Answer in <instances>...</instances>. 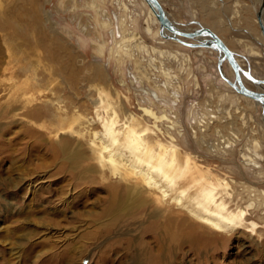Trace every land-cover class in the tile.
<instances>
[{"label":"rangeland","instance_id":"1","mask_svg":"<svg viewBox=\"0 0 264 264\" xmlns=\"http://www.w3.org/2000/svg\"><path fill=\"white\" fill-rule=\"evenodd\" d=\"M262 1L160 0L179 28H196L190 22L204 13L223 31L220 38L242 68L264 79L256 22ZM237 2L242 18L234 16ZM144 4L0 0V264H164L145 258L146 251L155 255L152 239L140 237L156 223L147 215L183 216L157 193L142 191L139 181L99 172L93 140L102 131L96 116H105L106 99L114 104L122 136L130 111L151 131L157 122L161 131L152 141L175 144L182 158H192L174 195L194 184L192 195L218 187L216 199L233 212L253 204L246 226L233 234L204 231L209 254L197 257L178 241L167 264H264V106L227 86L217 51L161 38ZM223 72L230 75L227 63ZM144 109L158 119L144 116ZM229 114L236 118L227 119ZM117 186L144 196L132 212L122 213L118 226L105 215ZM131 236L140 241H129Z\"/></svg>","mask_w":264,"mask_h":264},{"label":"bare ground","instance_id":"2","mask_svg":"<svg viewBox=\"0 0 264 264\" xmlns=\"http://www.w3.org/2000/svg\"><path fill=\"white\" fill-rule=\"evenodd\" d=\"M141 1L145 3L144 0ZM158 1L160 2V0ZM35 2L37 3V0H35ZM262 4L264 5V0L262 1L261 5ZM235 6H236V11L234 13V16L237 18H242V12L240 11V7L242 5L237 2ZM147 9H148L149 19L152 21L153 24H156L158 26V22L155 18V15L152 12V10L148 7V5H147ZM17 13L18 11H16L14 15H16ZM263 18H264V7L262 11V24L264 25ZM12 28L14 29V27ZM179 29H181L182 31H191L183 28H179ZM147 30L149 31V28ZM157 31H159V36L161 32L162 34L167 35L165 30L160 31V29H158ZM211 31L216 36H218L213 30ZM218 37L220 38V36ZM163 39L168 40L165 38ZM180 40H183L184 42L190 44H197L196 41L195 42L187 41L184 39H180ZM203 40L205 39L202 38L199 39L198 41L203 42ZM221 40L224 43V45H226V47L234 54V58L238 66L243 71H245L242 68L240 60L237 58V55L229 47V44L225 42L223 39ZM191 49H208V50L217 51L214 48H191ZM218 53L220 54V60L218 62L220 73L224 76L226 80L233 82L235 76L231 67L229 66L226 59L223 58L222 54L220 52ZM254 54L259 56L256 53H252L251 55ZM226 63L229 66L230 75L224 74L223 72V65ZM250 75L257 80L264 81V79L255 77L251 72ZM241 79L244 86L249 90L264 93V84L257 86L258 87L257 90H254L248 87L247 85L248 82L242 75H241ZM227 86L230 88L228 84ZM255 103H259L262 106H264V101L263 102L255 101ZM21 104H16L15 107H18L19 110L22 107ZM103 111L105 115L104 117L96 116L98 117V119L97 118L96 119L101 123L102 131L95 132L94 140H93V146L97 148L96 150L99 153V156L97 157L99 172H101L102 175L112 176L113 178L120 179L125 182L139 181L144 188V190L142 191L148 192L149 194H152V192L157 193L159 200L163 202V204H165L166 206L171 205V203L175 204V206L178 207V210L181 211V212L174 211L176 212L175 214H178V216L179 215L183 216L182 218L179 217L181 220V222L179 223L180 220L174 219L175 218L174 216L170 218V215L173 212L164 211L163 213L160 214H154L153 212L148 213L147 217H149L151 220H155L156 223L151 224L149 230H145L142 234H140V237L141 238L149 237L150 239H152L151 245L154 247L155 255L152 252L149 253L148 251H146L144 253L145 258H148L147 256L150 257L153 256V259H157L161 263L167 264L171 259L175 257V253L172 249L173 247H175L176 243L178 244V241H182V243L179 242L181 248L188 247L189 253L194 252L196 253L197 257H201L203 254H209V248H210L209 242H205V243L203 242V240H205L206 238V234L204 232L205 230L213 231L217 234H220L221 236H229L233 234L236 230L242 229L243 227L246 226L245 217L248 214V209L251 208L253 204H250L247 207V209L238 208L237 211L235 210L236 212H233L234 210L231 211L229 209L226 201L222 199L219 201L218 199H216L219 192L218 187L214 188L209 185L210 186L209 189H204L205 187H203L196 194L192 195L190 191H192V189H195L196 187L194 184H192L187 186L186 188L182 187L180 189L179 187L180 192L176 195L173 194V190H175L178 187L179 181L183 179L190 171L189 165L191 164L192 158L190 157L182 158L183 155L179 151L180 148L177 149L175 147L174 138L171 136H170L171 143L174 145L168 147L163 146L159 142V140L156 141L151 140V137L154 138L157 136L156 130L161 131L160 129H158L157 122L156 125L153 126V129L151 131L149 128H144L141 125V122L136 115H134L130 111H126V116H127V121L125 122L126 131L124 136H122L120 131H118L117 129L119 123L118 114L115 112L114 104L109 99L105 100L103 104ZM143 112H144V116L148 117L149 119L151 118H153L154 120L158 119V117H156L154 113L148 110L144 109ZM230 114L226 115L228 116L227 119L232 118L233 120L234 118H236ZM229 145H226L225 147L229 148ZM211 146L214 147V149L215 148L218 149V145L217 147L215 145H211ZM67 149L68 147L65 148L64 154L68 156L70 151ZM218 182L219 184H221L220 181ZM222 185H223V190L225 192L224 193L225 196L230 197L232 193L229 192L230 190L229 184L224 182V184ZM110 195H112L111 196L112 198L110 202L108 200H107L108 202L106 201L107 208L105 211V215H107L108 217L110 216L109 218H112L114 224L115 225L117 224V226L120 223V219H121L120 216L123 215L122 213L127 214L128 212H132L133 207L137 206L139 201H142L144 197L141 192H135V188H133L132 186L131 187L117 186L116 188L112 189ZM128 208L131 209L128 210ZM185 223L187 224L185 225ZM121 240L124 241L123 238L120 239V242ZM207 240L210 241L209 239ZM129 241L131 242L137 241L136 243H138L140 241V238L139 236H131L129 238Z\"/></svg>","mask_w":264,"mask_h":264},{"label":"water","instance_id":"3","mask_svg":"<svg viewBox=\"0 0 264 264\" xmlns=\"http://www.w3.org/2000/svg\"><path fill=\"white\" fill-rule=\"evenodd\" d=\"M144 2L148 5V7L152 10L155 15V18L158 22V26L160 31L165 30L167 35L160 33L162 38L176 41L177 43L181 44L187 48H214L218 52H220L224 59L228 62L229 66L231 67L235 79L233 82H230L224 78V76L220 73L219 66L217 67L218 72L222 80H224L230 88L236 92V94L244 96L250 100L256 102H263L264 101V93L256 92L249 90L246 88L242 82L241 75L250 83L254 84L255 86L263 85L264 81H260L255 79L253 76L250 75V72L243 71L235 61L234 54L224 45L222 40L216 36L210 29L201 26L197 22H190V24L196 25L197 27L191 31H182L178 28V26L173 22L169 15L166 13L162 5L158 0H144ZM264 5H260L258 12L256 13V21L264 40V25L262 24V11ZM204 38L203 42H199V39ZM207 38V39H206ZM187 41H196L197 44H190L186 43L183 40ZM198 39V40H197ZM210 39V40H209Z\"/></svg>","mask_w":264,"mask_h":264},{"label":"crops","instance_id":"4","mask_svg":"<svg viewBox=\"0 0 264 264\" xmlns=\"http://www.w3.org/2000/svg\"><path fill=\"white\" fill-rule=\"evenodd\" d=\"M204 0H202L203 3ZM198 16V15H197ZM193 20V18L191 19ZM198 20V21H197ZM196 21L199 22L201 25L210 28L211 30H213L218 36L221 37L220 33L222 34L223 31L217 26L216 23L212 22V21H208L207 19H205L204 17V13L199 15V18ZM192 22V21H191ZM220 25V24H219ZM197 27V26H196ZM187 29V28H186ZM195 29V28H194ZM189 30V29H187ZM191 30V29H190ZM193 30V29H192Z\"/></svg>","mask_w":264,"mask_h":264}]
</instances>
